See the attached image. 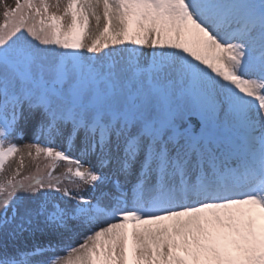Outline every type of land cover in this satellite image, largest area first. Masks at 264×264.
Instances as JSON below:
<instances>
[{"label": "rangeland", "instance_id": "obj_1", "mask_svg": "<svg viewBox=\"0 0 264 264\" xmlns=\"http://www.w3.org/2000/svg\"><path fill=\"white\" fill-rule=\"evenodd\" d=\"M228 2L0 0V57L9 62H0V105L18 100L0 109V264H124L125 254L129 264H264V169L251 199L163 214L153 202L191 188H169L177 159L169 161L166 191L154 183L140 193L133 181L141 175L135 159L149 158L142 125L164 139L188 138L186 118L203 100L195 102L190 87L214 115L199 140H233L220 129L234 126L261 138L264 163V64L249 44L219 32L221 22L233 23ZM93 107L114 112L98 130L119 135L125 147L114 155L115 143L105 145L96 166L78 157L83 146L60 159L73 134L58 141L67 114L70 126L88 122ZM187 155L182 164L196 159Z\"/></svg>", "mask_w": 264, "mask_h": 264}, {"label": "water", "instance_id": "obj_2", "mask_svg": "<svg viewBox=\"0 0 264 264\" xmlns=\"http://www.w3.org/2000/svg\"><path fill=\"white\" fill-rule=\"evenodd\" d=\"M188 121L191 122V124H192L191 129H195L197 121L193 118H189ZM191 134L198 135L197 129H196V131H193Z\"/></svg>", "mask_w": 264, "mask_h": 264}, {"label": "bare ground", "instance_id": "obj_3", "mask_svg": "<svg viewBox=\"0 0 264 264\" xmlns=\"http://www.w3.org/2000/svg\"><path fill=\"white\" fill-rule=\"evenodd\" d=\"M249 198L251 199L252 196H250ZM237 201H238V199L233 200V202H234V203H233V204H234L233 206H237V203H236ZM249 201L251 202V200H249ZM203 202L207 203L208 201H203ZM216 202H218V200H216L215 203H216ZM215 203H213V204H215ZM192 204H193V202H192ZM235 204H236V205H235ZM187 205H188V204H187ZM206 205L208 206L209 204L207 203ZM201 206H202V205H201Z\"/></svg>", "mask_w": 264, "mask_h": 264}]
</instances>
